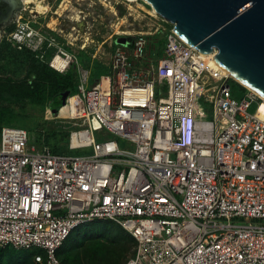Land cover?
Masks as SVG:
<instances>
[{
  "label": "built area",
  "instance_id": "1",
  "mask_svg": "<svg viewBox=\"0 0 264 264\" xmlns=\"http://www.w3.org/2000/svg\"><path fill=\"white\" fill-rule=\"evenodd\" d=\"M23 11L0 42L76 79L56 120L64 149L33 145L25 127L0 129V246L61 264L75 228L110 220L136 241L124 264H264L263 97L233 95L216 51L199 52L157 13L151 31L121 36L87 86L75 37Z\"/></svg>",
  "mask_w": 264,
  "mask_h": 264
},
{
  "label": "rangeland",
  "instance_id": "2",
  "mask_svg": "<svg viewBox=\"0 0 264 264\" xmlns=\"http://www.w3.org/2000/svg\"><path fill=\"white\" fill-rule=\"evenodd\" d=\"M62 1L43 0V3L48 7L45 13L38 14L30 12L27 8L24 9L22 14L23 16H29L34 19L36 17L43 25L48 23V26L56 28L58 31L60 29L61 34L75 37L76 45L73 47V50L75 53H78V60L82 66L88 68L90 71L87 86L92 85L98 79L101 75L99 72L106 70V63L109 60L110 52L115 46V42L121 36L134 35L144 31L149 32L155 23L153 14L149 12L150 7L141 0L135 2L128 0H107L106 3L108 5H104L99 0H67L65 4L68 5V8L62 11L60 15L56 11ZM129 6H132L136 11H130L128 9ZM75 10L80 11V21L70 19V16L73 15V11ZM157 34L158 36L162 35L160 31ZM156 40L157 35H153L152 41L155 42ZM83 41L86 43V51L82 52L79 51L78 45ZM160 43L164 44L162 37H160L158 44ZM1 44H5V41H1L0 46ZM158 44H156L157 47H159ZM1 48L4 49V47ZM12 48L14 49V47ZM13 60L12 54L11 56L8 54V60L4 57L0 58L1 78L9 77L18 79L25 74L27 65L23 62ZM0 104L9 108L13 113V117L8 119L9 124L7 125L25 127L29 132L30 141L33 145L47 144L55 149L65 148L68 142L67 131L58 128L56 125V120L60 117L58 114L63 109L61 98L55 103L56 109L52 108L51 111L48 101L36 104L26 100L15 101L2 99ZM255 107L256 103L253 102L248 108V111L253 112ZM204 110V114L200 115V117L210 120V109L204 106ZM78 153L85 154L83 150L78 151ZM95 224H99V222H95ZM106 229L107 231L104 233V236L101 237L103 238L101 239L102 241H107L106 238L111 237L112 232L117 230V225L115 222L110 221ZM27 250L37 251L38 249L32 248ZM132 253L133 247L126 250L124 256L126 259L123 264L129 260Z\"/></svg>",
  "mask_w": 264,
  "mask_h": 264
},
{
  "label": "water",
  "instance_id": "3",
  "mask_svg": "<svg viewBox=\"0 0 264 264\" xmlns=\"http://www.w3.org/2000/svg\"><path fill=\"white\" fill-rule=\"evenodd\" d=\"M145 1L186 43L203 54L216 51L233 80L264 98V0ZM12 3L22 8V0ZM68 93L61 94L63 104Z\"/></svg>",
  "mask_w": 264,
  "mask_h": 264
},
{
  "label": "trees",
  "instance_id": "4",
  "mask_svg": "<svg viewBox=\"0 0 264 264\" xmlns=\"http://www.w3.org/2000/svg\"><path fill=\"white\" fill-rule=\"evenodd\" d=\"M162 38L164 39V37ZM158 46L157 54H160L163 43ZM8 54L10 56L12 54L13 61L25 63L27 70L22 79L0 77V101L2 99L26 100L36 104L48 101L51 111L52 108L56 109L55 103L59 101L63 92L74 91L76 79L74 68L65 74H60L36 59L31 52L16 49L14 51L9 44H1L0 58L4 57L8 60ZM245 90L243 85L232 80L233 95L242 96ZM11 117H13L11 110L0 104V129L9 124L8 119ZM58 150L53 148V151ZM95 222H99V224H95ZM95 222L83 224L69 234L57 251V257L61 264H123L126 259L124 257L126 250L135 247V239L115 223L117 230L112 232L111 237L106 238L107 241H102L101 237L107 231L106 227L110 221L98 220ZM40 253L42 254L40 249L31 251L15 249L12 246L0 247V264H37L34 261V256Z\"/></svg>",
  "mask_w": 264,
  "mask_h": 264
},
{
  "label": "bare ground",
  "instance_id": "5",
  "mask_svg": "<svg viewBox=\"0 0 264 264\" xmlns=\"http://www.w3.org/2000/svg\"><path fill=\"white\" fill-rule=\"evenodd\" d=\"M65 1H67V0H63L61 2L56 13H59L61 15V12L68 8V5L65 4ZM99 1L102 2L104 5H108V3H106L107 0H99ZM128 1L135 2L138 0H128ZM141 1H143L145 4H147L148 7H150V10H149L150 13H152V14L156 13L155 10H153L152 7L145 0H141ZM22 8L23 9L28 8L30 10V12H35L38 14H43L48 10V7L46 4L43 3V0H22ZM128 9L130 11H136V9H134L132 6H129ZM70 10H72V9H70ZM144 11H146V10H144ZM112 12H114V11H112ZM79 13H80V11H78V10L73 11V15L70 16V19L74 20V21H80L81 16L79 15ZM49 23H51V22H49ZM73 29H75V28H73ZM215 65H217L220 69H222L224 72H226L228 75H230L232 77V75L227 70H225L223 67H221L217 62H215ZM263 100H264V98H263Z\"/></svg>",
  "mask_w": 264,
  "mask_h": 264
},
{
  "label": "flooded vegetation",
  "instance_id": "6",
  "mask_svg": "<svg viewBox=\"0 0 264 264\" xmlns=\"http://www.w3.org/2000/svg\"><path fill=\"white\" fill-rule=\"evenodd\" d=\"M12 1L13 0H0V31L3 29V27L10 25L13 22L17 11H19V10H16ZM47 24L48 23H45V25ZM25 74L21 78H18V79L24 78ZM1 75L2 74H0V76Z\"/></svg>",
  "mask_w": 264,
  "mask_h": 264
}]
</instances>
